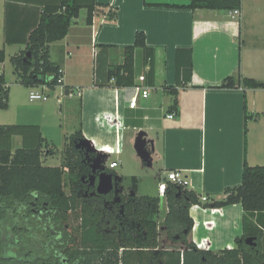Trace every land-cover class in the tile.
<instances>
[{"label":"crops","instance_id":"obj_1","mask_svg":"<svg viewBox=\"0 0 264 264\" xmlns=\"http://www.w3.org/2000/svg\"><path fill=\"white\" fill-rule=\"evenodd\" d=\"M56 1L0 0V50L6 60L10 49L18 53L26 49L44 6ZM95 1L116 11L117 17L112 18L110 9L103 10L89 25L88 12L82 9L68 35L50 46L51 61L63 71L64 86L82 91L80 99L67 100L63 107L55 103L53 115L60 120L77 115L73 133L80 127L95 150L110 151L103 155L107 164H119L111 172L122 178L129 155L134 157L135 151L142 159V147L147 153L144 165L155 167L160 181H166L169 171H178L189 190L221 199L227 189L241 186L245 156L249 165L264 166V89H213L239 74L264 83V0H242L239 14L193 11L185 8L191 0ZM137 33H144L147 47L155 51V87L147 98L138 95L137 106L131 109L136 95L132 88L102 84L110 70L124 64L125 48L134 46ZM135 70L137 77L149 70L142 51L136 54ZM169 87L179 91V115L174 119L168 118L173 103L165 91ZM39 118L25 125L40 127L54 147L53 155H45L50 160L57 150L44 136L46 117ZM126 153L129 157L124 158ZM43 164L47 166L44 159ZM190 216L194 221L190 241L199 250L237 248L235 239L243 233L241 205L220 209L196 205Z\"/></svg>","mask_w":264,"mask_h":264},{"label":"trees","instance_id":"obj_2","mask_svg":"<svg viewBox=\"0 0 264 264\" xmlns=\"http://www.w3.org/2000/svg\"><path fill=\"white\" fill-rule=\"evenodd\" d=\"M185 8L193 11H240L242 0H191ZM82 9L87 10V23L91 25L95 15L110 7L98 4L95 0H57L44 6L26 49L10 59L22 86L31 89L46 85L51 90L56 89L62 69L51 61L50 46L68 35ZM111 12L112 18H116L117 12ZM138 51H142L144 63L149 66L144 75L145 85L155 87V51L147 47L144 33H137L134 46L125 48L124 64L110 70L108 81L102 86L115 89L134 87L139 78L135 70ZM5 60V51L0 50V63L4 64ZM191 73L192 63L189 78ZM190 82L191 79L187 80V83ZM236 88L264 89V83L239 74L213 87ZM165 91L173 97L169 111L177 117L179 91L170 87L165 88ZM9 93L2 71L0 110L9 108ZM78 108H81V103ZM15 137L22 138V145L14 151ZM84 140L79 127L66 137L61 166L50 167L43 164V156L53 155L54 147L43 138L39 126L0 125V264L264 262V166L249 165L245 156L241 186L227 189L221 199L208 198L206 203H202L201 196L188 187L168 182L164 197L167 214L161 225V198L124 194L123 179L107 169L122 189L114 198L119 199L113 204L115 213L107 215L96 203L83 200V193L91 187V165L97 158L96 153H89L82 147ZM66 173L68 178H65ZM132 183V189L137 192L136 177L132 178ZM67 187H70L69 193L66 192ZM99 197L102 200H114L111 196ZM238 204L243 209V233L235 239L237 248L217 253L201 251L190 241L194 226L190 209L193 206L220 209ZM72 217L79 218V224L69 231ZM105 221L108 222L104 224ZM162 232L172 242L171 246H161ZM250 237L256 238V248L245 243Z\"/></svg>","mask_w":264,"mask_h":264},{"label":"rangeland","instance_id":"obj_3","mask_svg":"<svg viewBox=\"0 0 264 264\" xmlns=\"http://www.w3.org/2000/svg\"><path fill=\"white\" fill-rule=\"evenodd\" d=\"M19 50L10 49L7 52V60L4 64L3 71L6 77V85L12 92V101L9 99V108L7 110H0V125H25V123L38 121L40 116L43 114L46 117L44 122V136L49 139V141L55 144L56 154L54 158H50L44 155L43 159L45 164L52 165L54 167L60 166L63 160V151L65 147V136L68 137L74 132V127H78V116L75 115L73 118L61 116L55 117L53 115L55 110L56 98L59 95V91L54 92V95L50 96V100L46 103L44 102H32L30 100V92L35 91L34 89H29L20 84L18 76L14 73V68L10 63V58L17 54ZM141 69L144 68L141 67ZM36 92V91H35ZM64 114V112H62ZM59 118V119H58ZM68 135V136H67ZM16 141L13 142V149L21 146V138L17 137ZM51 142V143H52ZM135 154V151H134ZM125 154L124 158L129 157L130 161L127 165V171L123 172V193L127 195H137V196H148V195H158L157 187L161 182L159 180L158 171L155 167H148L144 165V161L138 156ZM121 170V168L119 169ZM137 177L139 180V191L135 192L132 189V178ZM65 178H68L66 173ZM93 186V187H92ZM91 185L89 189L83 194V200L91 203H96L98 208H102L107 215L115 213L113 204H116L114 200H102L96 192V187ZM66 192H70V187L66 188ZM167 214V205L164 202L161 204V212L159 216V222H164ZM77 217V216H76ZM108 218V217H107ZM108 221H105L106 224ZM79 224V218H71L69 222V231H72ZM67 227V229H68ZM160 242L162 247H169L172 242L167 238L165 234L160 235Z\"/></svg>","mask_w":264,"mask_h":264},{"label":"built area","instance_id":"obj_4","mask_svg":"<svg viewBox=\"0 0 264 264\" xmlns=\"http://www.w3.org/2000/svg\"><path fill=\"white\" fill-rule=\"evenodd\" d=\"M235 14H239V11H235ZM2 71H3V64L0 63V72H2ZM62 73H63V71H62ZM112 82H114V79L112 80ZM145 82H146L145 76L144 75L143 76H139L138 83L134 87H131L136 93L135 97L132 98L130 106H129L131 109L136 108L138 95H142V97H144V98H147L150 95V93L152 91V88L149 87V86H146ZM31 89H34L36 91V92L35 91L30 92V100L32 102H48L50 100V96L54 95L55 94L54 92L59 91V95H57V96L54 95L55 98H56V105L58 107H63V105L65 104V102L67 100L80 99L81 96H82V91L80 89H75V88L67 89V87L64 86V84H63V77H61L58 80V85H57L55 90H51L46 85H41L39 87L31 88ZM175 117H176L175 113H172V114H170L168 116V118H170V119H174ZM85 141H87L89 143L91 149L94 151L93 153H96L97 158H100L101 167L104 168L105 171H106V169L111 171L112 169H114V168L119 166V164L117 162H113L112 164L108 165L107 162L105 161V159L103 158V155L105 154L104 152L110 153L109 150H106V151H103V152H99V151H97V150H95L93 148L91 142H89L88 140L85 139L83 141V143ZM83 143H82V147L85 148ZM120 146H121L120 145V140H118V147H117V150H116L117 154L121 153ZM86 151H87V149H86ZM97 158H96V160H97ZM91 176H92V173H91ZM91 176H90V178H91ZM117 177L119 178L120 176L117 175ZM89 180L91 182V179H89ZM166 181L162 180L159 183V185H158V193H159V197L161 199H164V197H165V192H166V189H167V185H168L167 183L168 182H170V183H172L174 185L188 187V183H187L186 178L183 177L181 175V173L178 172V171H169L167 173V175H166ZM115 186L117 187V189L121 190V192H122L121 187H119L116 184V179H115ZM200 201L202 203H206V202H208V197L207 196H201L200 197Z\"/></svg>","mask_w":264,"mask_h":264},{"label":"water","instance_id":"obj_5","mask_svg":"<svg viewBox=\"0 0 264 264\" xmlns=\"http://www.w3.org/2000/svg\"><path fill=\"white\" fill-rule=\"evenodd\" d=\"M83 145L88 152H94L87 141H85ZM140 150L142 159L146 162L147 153L142 150V147H140ZM91 170V185H94L96 187V192L99 196L106 197L110 194H114L115 196H117L121 192V190L117 189V187L115 186L116 178L101 167L100 158H97V160L94 161V163L91 165ZM245 243L252 248L257 247V241L254 237L247 238ZM261 264H264V262Z\"/></svg>","mask_w":264,"mask_h":264},{"label":"flooded vegetation","instance_id":"obj_6","mask_svg":"<svg viewBox=\"0 0 264 264\" xmlns=\"http://www.w3.org/2000/svg\"><path fill=\"white\" fill-rule=\"evenodd\" d=\"M109 196H111L113 199L117 198V196H115L114 194H110ZM106 197H108V196H106Z\"/></svg>","mask_w":264,"mask_h":264}]
</instances>
